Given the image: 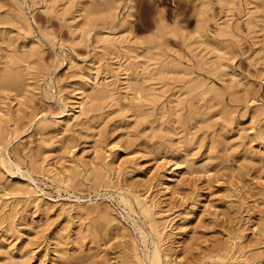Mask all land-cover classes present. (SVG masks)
I'll use <instances>...</instances> for the list:
<instances>
[{
    "label": "rangeland",
    "instance_id": "374dc122",
    "mask_svg": "<svg viewBox=\"0 0 264 264\" xmlns=\"http://www.w3.org/2000/svg\"><path fill=\"white\" fill-rule=\"evenodd\" d=\"M105 1L86 0L91 12L85 18L72 0H53L55 9H45L43 0H0L1 65L2 55L23 49V43L38 48L25 69L28 84L0 90V105L10 108L0 130V154L17 164L11 166L15 173L32 171L37 193L61 202L103 201L69 217L57 208H35L16 193L9 200L16 204L11 227L4 218L9 210L0 212V264H138L133 257L135 250L143 255L138 226L148 228L132 199L134 212H127L102 175L87 179L70 168L68 192L43 170V152L61 161L67 153V159L84 155L91 161L95 138L103 147L117 142L120 158L134 163L132 189L143 192L152 185L154 216L164 226L161 247L170 259L214 264L222 254L225 261L215 264H264V30L258 29L264 8H253L260 25L252 32L244 0H119L114 14ZM125 18L123 44L136 48L139 71L148 64L154 73L143 80L140 71L138 80L147 88L158 86L157 93L142 98L136 110L124 99L132 89L119 86L115 96L121 99L106 95L89 102L86 123L70 132L39 134V116L63 110L59 94L74 104L76 88L123 71L119 53L105 47L97 33L121 28ZM201 27L227 46L221 56L199 41ZM45 80L52 85L47 93ZM177 89L180 101H170ZM167 160V168L177 162L182 174L164 190L149 177ZM8 179L0 173V186ZM64 245H74L75 254L71 248L60 251ZM9 246L25 252L23 258H10Z\"/></svg>",
    "mask_w": 264,
    "mask_h": 264
},
{
    "label": "bare ground",
    "instance_id": "6f19581e",
    "mask_svg": "<svg viewBox=\"0 0 264 264\" xmlns=\"http://www.w3.org/2000/svg\"><path fill=\"white\" fill-rule=\"evenodd\" d=\"M72 1H74L77 4L78 10L84 12L83 16L86 18L87 14L85 12L86 11L91 12L89 10L91 6L89 7L88 5H86V0H72ZM233 1L234 0H224L226 4L231 3ZM105 2L107 9H109L110 12L114 14L116 12V8L120 1L106 0ZM131 2L132 0H128L129 4H131ZM43 3L45 9L56 8V4H54L53 0H43ZM252 3H254L255 6H252ZM259 6H262L264 8V0H244V8L246 10V14L248 17L247 20L249 22L248 26L252 32H257L258 29L264 30V25L263 27H259L258 29L256 28V26L260 24H258V21L256 19L258 15L254 14L255 10L253 8ZM92 9H94V7H92ZM225 15L227 16L228 14L226 13ZM261 16L264 17V14ZM223 23L226 24L228 27L231 26L229 19H226L225 21H223ZM77 24H79V22H77ZM128 24H129V20L128 18H125L121 28L116 30H106L104 33H97L100 34L99 38L103 37L102 40L105 43V47H107L109 50H114L115 52L119 53L120 57L118 58V63L120 67L123 66L122 68L123 71H119L121 69L116 70L113 73L114 78L112 77L111 79L110 78L107 79L105 77L100 79L96 77L93 80V82H91L90 87H87L85 82L83 85L76 88L77 93L74 95V100H72L74 104L68 103L62 97V94H59V99L63 104L64 108L62 111L59 112L60 114L59 113L51 114V116H49L46 113H43L39 116V125H38L39 134L40 133L44 134L50 131H56L58 133L70 132L73 129L74 125H82L86 123V119H88L89 117V112L93 108V106L89 102L94 98H99L106 95L111 96L117 100L121 99L117 97V95L115 96V93H117V91L120 90L118 89L119 86L123 85V87L132 89L131 91L132 93H130L131 95L128 92H125L126 94H124L125 96L124 95L123 96L125 102L133 104L136 110H141L140 100L142 98L157 93V90H159L158 86L157 87L150 86L149 88H147L149 85L148 86L143 85L138 80L140 79V77H138V75L141 74L140 71H142V74H145L142 77L143 80L152 78L154 73L150 71V69L148 68V64L142 65L143 67L139 71L137 69L138 61H136L137 59L135 58L137 54L134 52L136 48L135 47L130 48L127 43L125 45L123 44V42L126 39V36H123L122 34L124 31L128 29L129 27ZM90 30L91 28L87 29L86 32L87 36L90 34ZM197 31H198L199 41L205 43L206 45L210 46L212 49L216 50L217 56L218 55L221 56L222 51L227 49V46L223 45L221 39L215 36H209L206 33L205 29H203L202 27L199 28ZM262 35L264 36V32ZM8 39L9 40L3 38L2 41L7 40L8 42L9 41L11 42L12 38H8ZM30 44L32 45L23 43L22 44L23 49L21 50L19 48H18L19 50L13 49L15 51L10 53H4L2 55V57L5 60L2 59L3 65H1L0 62V90L8 89V88L19 90L24 85L28 84V82L26 83L25 81L27 78L25 77L26 76L25 69H27L29 66L30 56L36 54L38 51L36 43H30ZM101 57L104 58L103 53ZM126 59H128L129 61L125 62ZM21 63H24L23 64L24 67H22ZM36 80L37 79H35V81ZM51 88L52 85L47 80H45L43 86V92L47 93ZM165 91L166 90H161L160 93L165 95L164 94ZM58 92H60V90H58ZM178 92H179L178 89L173 91L171 93L172 95L169 97V100L180 101ZM3 103L4 102L1 103L2 105H0V130L5 126L4 115L10 112L9 110L10 108L8 109V107L6 106L7 103L6 104ZM18 103L19 105L21 104L20 101H18ZM21 109L22 108L19 107V109L17 110H21ZM95 134L97 135L98 132L96 131ZM101 145L102 144H100L98 138H95L93 140L92 143L93 148L92 147L91 148L93 149V153L95 157L92 156L93 159L91 161L90 160L87 161L84 155L80 157L70 155L71 158L67 159L66 158V155L68 154L67 153L61 157V159L63 160L61 161L60 158L57 157L54 158V156H52L51 154L50 156L46 157L44 152L40 153V155L44 154V156H42L43 158H46L44 159L45 161L43 164V170L45 171L46 177L51 182H53L57 187L63 188L64 190L70 192V190H72L71 184L73 183V177H74L69 170L70 168H72L73 170L75 169L77 172H82L84 178L87 179L90 178V176H98V175L104 176L108 185L114 188L112 190L113 192L112 194L114 193L116 194L118 201L122 203L125 208H127V212H134V209L132 208L130 201L132 199L134 204L138 207L139 212L143 214L147 220L146 223H147L148 232L142 230L141 227L138 226L139 233L141 235L142 243H143V255H139V253L135 250L133 253V257L136 260V262L138 264H177L176 260L170 259V256L166 252H164V248L161 247L162 237L164 235L162 232L164 226L160 225L154 216V212H153L154 196L150 195L152 185L148 184L146 190L143 192L137 189H132L130 187L129 181L131 178L130 171L135 168L134 163L131 164L130 161L123 160L120 158V155L117 153L119 147V144L117 142H114L110 146L106 145V147H103ZM65 161H67L68 163L66 164ZM167 163L168 160L166 162L157 163L154 167L152 177H149V179H154L155 181H157L156 182L157 185H159L164 190L169 189L170 184H172L173 181H179L180 178H177L176 176L182 174V172H180V166L177 162H173L172 164H170L171 165L170 168H167L165 166V164L167 165ZM12 164H16V163L10 160L9 158L8 159L5 158L3 155L0 154V173H2L3 175H7V177H9L8 182L5 185L0 186V212L2 213V211L6 209L9 210L8 215H6L5 217L3 216L5 220H8L7 223L10 224L9 227L12 226L13 224L12 220H14L13 218L15 217V213H16V207H15L16 204L14 202L10 204L9 200L10 198H12V196H15L16 193L19 192L23 193L25 197L28 199V202H30L35 208H40L41 206L46 207L47 210L57 208L63 211L65 215L69 217L72 216L73 214H77L78 216L86 214L88 210L87 207L98 208L99 205H101V203L103 202V201H98L97 198L95 200L90 198L88 199L89 201L87 203H82L80 200L71 203V202H61L58 201L57 199L46 197L41 193L36 192L33 186L35 179L32 175L33 174L32 171L25 169L17 174L15 173V171L12 170L11 167ZM76 197L78 199V196ZM1 215L2 214H0V216ZM121 225L122 224L120 225L117 224V226L119 227H121ZM185 229L186 227L183 226L179 233L184 234ZM57 236L56 238H58ZM8 244L10 245L11 241H8ZM74 245L73 246L71 245L72 247H68L65 245L60 246L59 250L63 252H68L69 249L71 248L72 249L71 254L74 255L75 254L74 249L76 248L75 247L76 245L75 246ZM7 255L10 258H14L16 256L23 258L25 252L20 250L14 251L13 247L9 246L7 249ZM217 261L223 263V261H225L224 256L220 254L217 258ZM217 261L214 262V264L217 263ZM23 262H24L23 264H25V261Z\"/></svg>",
    "mask_w": 264,
    "mask_h": 264
}]
</instances>
